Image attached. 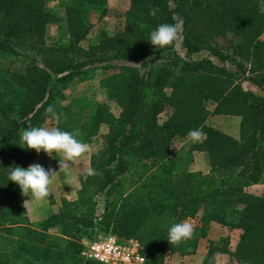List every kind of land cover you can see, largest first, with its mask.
<instances>
[{
  "label": "trees",
  "instance_id": "obj_1",
  "mask_svg": "<svg viewBox=\"0 0 264 264\" xmlns=\"http://www.w3.org/2000/svg\"><path fill=\"white\" fill-rule=\"evenodd\" d=\"M49 1L0 0V264H105L79 255L81 239L98 231L135 238L147 264H165L170 253L197 252L195 233L173 243L167 228L198 215L240 228L233 257L264 264V94L242 85L264 90L258 0H130L122 30L103 31L87 46L80 43L89 28L85 16L89 9L105 14L109 0H72L68 41L46 43V27L57 19ZM178 21L183 54L174 43L147 41L158 24ZM201 51L207 53L193 57ZM17 57L27 59L22 70L12 66ZM98 71L117 114L98 101L61 103L72 81ZM50 105L59 121L46 112ZM220 114L240 117L238 138L208 122ZM46 120L75 130L86 144L102 125L107 131L91 155L95 173L86 175L77 199L61 198L56 212L34 223L22 212L21 190L1 157L14 152L12 167L29 166L37 152L18 145L20 130ZM193 129L203 138L176 154L174 141ZM195 151L206 154V172L190 169ZM257 183L261 194L247 190ZM220 250L227 251L210 241L202 264H214Z\"/></svg>",
  "mask_w": 264,
  "mask_h": 264
},
{
  "label": "rangeland",
  "instance_id": "obj_2",
  "mask_svg": "<svg viewBox=\"0 0 264 264\" xmlns=\"http://www.w3.org/2000/svg\"><path fill=\"white\" fill-rule=\"evenodd\" d=\"M72 0H51L48 2L49 7L57 16V19L51 23H49L46 27L45 32V40L46 43H53L57 41H68L69 32H68V22L66 19V6L71 3ZM172 3V2H171ZM130 0H109L107 11L105 14H100L96 9H89L85 20L86 23L89 24V28L86 31L84 38L81 40V44L83 46H87L89 43L97 42L100 38L101 32L105 31L108 34H115L122 30L124 23V13L129 8ZM180 30V26L178 31ZM232 37L228 35V38ZM264 38V33L262 35ZM228 40V39H227ZM229 42V41H228ZM226 41L223 45H228ZM174 48L180 52L184 53V49L178 43V38L174 42ZM207 51H201L193 55V57H201L205 55ZM13 67L17 70H22L24 65L27 63V59L23 57L13 58ZM140 60L131 61V64L138 65ZM104 75V72L98 71L97 75L86 81H72L65 90V97L61 100V103H70L73 106H79L86 104L88 102H102L105 103L109 109L118 113L119 107L117 104L108 99L104 89L100 86L99 80ZM242 85L245 88H250L258 93L264 94V90H260L256 86H254L249 81H244ZM167 117V112L164 111L159 115V120L162 121ZM208 122L213 126L220 128L225 133L238 138L239 137V123L240 117L237 115H229V114H220V115H211L208 119ZM44 127H53V123L51 120H46L43 124ZM107 127L102 125L100 128V132L98 136L95 138L93 142L94 149L100 151L103 147L104 137L103 135L106 133ZM203 138V134L198 138H193L190 133L183 137L176 139L173 145V151L177 154H182L187 151L191 143L197 140H201ZM14 152H6L1 160L4 162L11 163L14 159ZM59 168L58 160L55 163ZM82 165V164H81ZM87 165V164H86ZM191 169H199L202 171H207L209 168L208 159L204 152L195 151L193 153V161L189 165ZM61 167V166H60ZM86 166H80V170L83 171ZM84 172V171H83ZM263 189V185L261 183L252 184L247 187L249 192L255 194H261ZM31 193L23 194L22 200H20V207L23 212H28L29 209L27 207L28 203L31 204L34 201L44 202L46 204V197L43 199H36L34 196L30 198ZM58 196V195H57ZM35 203V202H34ZM39 203V204H40ZM37 214L42 213V216L47 213V208H31ZM32 214V213H31ZM229 220H234V215L228 216ZM190 222L194 225L193 233L198 236V251L189 256H180L177 253H170L165 260V264H202L203 257L205 256L209 242L212 241L215 246L219 249L225 248L227 251H217L214 254V264H246L242 261L236 260L232 251L235 249L236 242L238 236L241 232L240 228L231 227L229 225L220 224L212 220H207L202 217V215L196 216L194 219H184L180 222ZM35 223V222H34ZM104 232V231H98Z\"/></svg>",
  "mask_w": 264,
  "mask_h": 264
},
{
  "label": "clouds",
  "instance_id": "obj_3",
  "mask_svg": "<svg viewBox=\"0 0 264 264\" xmlns=\"http://www.w3.org/2000/svg\"><path fill=\"white\" fill-rule=\"evenodd\" d=\"M258 11L264 14V0H258ZM151 14H155L154 12ZM182 21L176 24L160 23L153 28L148 36V42L156 47H165L173 44L179 36V25ZM46 112L51 115V118L59 121L61 114L58 113L53 106H49ZM193 138H198L201 133L197 129L190 131ZM18 145L26 149H34L37 153L43 150L46 154L60 153L63 160H58L59 167H67L66 161H72L79 157L87 150L86 143L78 138L76 131L64 130L58 126H29L22 128L19 133ZM9 180L14 181L20 188L23 194L31 193L36 199H43L49 193L48 185L50 184L51 174L54 172L51 168H45L39 163L30 164L29 166L20 167L16 165L10 166ZM95 170L89 168V175L94 174ZM194 225L190 222L172 223L167 228V241L179 243L182 239L192 235Z\"/></svg>",
  "mask_w": 264,
  "mask_h": 264
},
{
  "label": "crops",
  "instance_id": "obj_4",
  "mask_svg": "<svg viewBox=\"0 0 264 264\" xmlns=\"http://www.w3.org/2000/svg\"><path fill=\"white\" fill-rule=\"evenodd\" d=\"M95 140V139H94ZM94 140L91 143H87V150L82 153L79 157L74 158L72 161H66L67 167H57L56 162L57 160H63V156L60 153H50V155L46 154L43 150L36 155L29 161L28 165L39 163L43 167L53 169V173L50 177V184L48 185L49 193L46 196V204L44 202H38L37 200L34 201L32 204L29 202L27 207L30 210L28 212H23L25 215L29 217L32 222H38L49 217L52 213L56 212L60 205H61V198H67L70 200L77 199L78 192L86 179V175L88 173V169L91 168V155L93 153H97L99 151L94 149L92 145ZM177 154V153H176ZM14 160V159H13ZM13 160L11 163L5 162L8 165H13ZM86 166L83 171L80 170V166ZM87 164V165H86ZM191 169V168H190ZM58 195V196H57ZM33 197L30 194V198ZM23 198V193L20 191L19 194V204L20 200ZM96 200L98 198H95ZM101 201L98 199V203ZM40 203V204H39ZM47 208V215L42 213L37 214L32 211L31 208ZM99 207V205H98ZM22 210V209H21ZM32 213V214H31ZM195 218V217H194ZM191 218V219H194ZM184 220V219H183ZM52 230H57V227L52 228ZM135 239V238H132ZM136 240V239H135ZM198 251V248H197Z\"/></svg>",
  "mask_w": 264,
  "mask_h": 264
},
{
  "label": "built area",
  "instance_id": "obj_5",
  "mask_svg": "<svg viewBox=\"0 0 264 264\" xmlns=\"http://www.w3.org/2000/svg\"><path fill=\"white\" fill-rule=\"evenodd\" d=\"M80 257L105 264H147L141 246L132 238H119L111 231L83 237Z\"/></svg>",
  "mask_w": 264,
  "mask_h": 264
}]
</instances>
